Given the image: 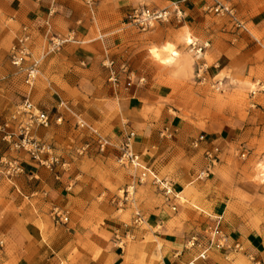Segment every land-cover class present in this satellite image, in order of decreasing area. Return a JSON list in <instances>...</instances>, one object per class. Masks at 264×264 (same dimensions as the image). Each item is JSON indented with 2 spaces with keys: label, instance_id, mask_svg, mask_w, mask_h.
<instances>
[{
  "label": "crops",
  "instance_id": "crops-1",
  "mask_svg": "<svg viewBox=\"0 0 264 264\" xmlns=\"http://www.w3.org/2000/svg\"><path fill=\"white\" fill-rule=\"evenodd\" d=\"M216 3L234 8L244 28L206 11ZM140 5L167 9L170 17L141 32L128 19ZM23 26L31 35L28 64L51 38L63 40L39 64L32 86L25 83V71L8 61ZM255 34L264 41V0H92L91 7L83 0H0V117L9 118L28 98L53 118L48 129L35 125L34 135L69 164L51 172L22 156V175L9 179L0 173V236L5 240L0 264H189L199 249H187L186 242L195 236L207 245L208 217L221 218L229 246L241 249H209L200 264H264V232L230 210L216 187L206 186L209 181L198 180L192 158L202 148L192 150L180 136L185 123L172 122L178 133L172 140L158 136L166 119L174 120L170 110L180 115L175 100L164 101L176 97L173 86L193 80L198 62L207 64L209 76L235 58H250L245 66L253 65L252 54L262 44ZM186 36L197 46L208 44L200 59L187 50ZM166 45L179 53L170 64L151 54L156 48L166 56ZM79 120L110 141L104 152L87 128L77 126ZM131 131L140 165L172 180L175 211L163 203L143 169L117 163ZM0 155L17 156L1 142ZM142 175L145 182L138 181ZM127 187H133L131 200L118 210L110 200ZM53 207L68 213L66 223L53 219ZM136 211L144 223L131 228L133 239L120 248L114 233L125 231Z\"/></svg>",
  "mask_w": 264,
  "mask_h": 264
},
{
  "label": "rangeland",
  "instance_id": "rangeland-1",
  "mask_svg": "<svg viewBox=\"0 0 264 264\" xmlns=\"http://www.w3.org/2000/svg\"><path fill=\"white\" fill-rule=\"evenodd\" d=\"M254 36L261 39V36L256 34ZM190 40L191 38L186 39L185 44ZM261 43L252 54L253 65L245 66L250 58L239 60L235 58L227 68L214 76H209L205 83L201 84L193 78L179 87L173 86L172 91L176 97L164 101L169 103L175 100L174 104L180 117L170 110L169 114L174 120L166 119L167 123L163 128H169L171 137L160 136L163 128L158 136L161 139L172 140L178 134L173 124L178 120L185 123L184 131L180 136L190 141L192 150L202 148L200 155L192 158L199 172L205 169L206 161L203 147H194V141L201 135L214 141L220 136L224 138L223 142L216 141L220 152L211 173L207 178L198 180L204 183L209 181L206 186L216 187L218 198L223 199L230 210L247 218L248 221L251 220L252 227L264 232V41L262 39ZM45 47L46 44L35 59V61L40 60L39 64L51 55L41 59ZM187 50L189 51L188 46ZM176 53L179 55L178 52ZM191 54L193 55L192 52ZM38 76L39 72L33 84ZM217 80L222 83L219 90L212 86ZM121 194L122 192H119V195ZM207 220L209 221L206 224L214 218L208 217Z\"/></svg>",
  "mask_w": 264,
  "mask_h": 264
},
{
  "label": "built area",
  "instance_id": "built-area-1",
  "mask_svg": "<svg viewBox=\"0 0 264 264\" xmlns=\"http://www.w3.org/2000/svg\"><path fill=\"white\" fill-rule=\"evenodd\" d=\"M88 6H92V0H83ZM206 11L212 12L215 15H220L222 17H227L229 21L237 26L244 28L242 23L238 20L236 11L229 5L216 3V5L207 7ZM176 17L179 18L180 15L175 8ZM170 17V11L167 9H157L150 8L145 5H140L133 8L129 15V22L139 31L147 32L153 28L158 23L167 22ZM31 42V35L29 29L23 26L21 29V34L16 39L8 53L9 63L20 69L24 70L26 73L25 83L29 86L33 85V82L38 73V64L40 60H36L28 64L31 52L29 44ZM63 40L58 38H51L44 48L43 55L41 59L45 56L54 53L61 45ZM195 40L191 42H186L189 47V51L193 53L196 59L201 58L202 49L206 48L208 44H203L202 46H197ZM113 62L110 61L106 67L109 69L110 78L109 81H115V73L111 70ZM208 66L203 62H198L195 65L194 70V80L199 83H205L207 78H210L207 74ZM214 79V78H213ZM212 79V80H213ZM222 83L220 81H214L212 86L214 89L219 90ZM61 118H56V122H59ZM53 122L52 116L43 110L37 109L32 102L25 98L20 105L17 106L14 113L6 119L0 117V142L5 144L9 151L14 152L17 156L10 158L4 155H0V173L9 179L16 178L24 173V168L22 165V156H26L33 164L38 167L45 168L48 171L56 172L59 168L66 169L69 164L62 159L61 156L55 153L53 147L45 141L38 139L33 133V127L39 126L44 129L51 127ZM77 126L80 128H87L92 135V140L96 144L99 152H104L109 146L110 141L105 138L97 129L88 126L85 122L79 120ZM171 131L168 127L161 130L160 136L171 137ZM134 137V132H129L126 134L124 141L119 148V155L116 159L117 163L123 167L140 168L145 171L150 177L151 184L155 186L163 200V203L170 206V208L175 211L176 206L172 204L173 200L178 198V195L174 189L173 182L170 178H161L155 173L146 169L140 165L138 155L134 154L131 149V140ZM194 147H203V155L206 161V167L204 170L200 171L197 175L198 179H204L209 176L212 168L216 164L219 158L220 148L216 141L209 139L203 135L199 136L193 143ZM87 148L83 146L82 150ZM145 175L139 176L138 181L144 182ZM133 187H127L121 195H114L111 198V202L116 205L118 210L124 208L125 204L131 200L133 194ZM132 190V191H130ZM51 215L53 219L58 223H66L67 215L66 211L61 210L58 207H53L51 210ZM144 223L143 216L140 212L136 211L131 224L127 225L125 231L117 230L114 233V240L116 244L122 248L125 245V240H132L133 234L131 228L135 226H140ZM204 233L208 239L207 245L199 241L195 236L191 237L186 242V248H198L199 253L195 260L189 264H200L199 261L205 260L207 258V251L209 249H225L233 253L240 251L241 247L239 244L229 246L228 238L222 229L221 218H215L211 220L205 227ZM5 240L0 236V255L4 251Z\"/></svg>",
  "mask_w": 264,
  "mask_h": 264
},
{
  "label": "bare ground",
  "instance_id": "bare-ground-1",
  "mask_svg": "<svg viewBox=\"0 0 264 264\" xmlns=\"http://www.w3.org/2000/svg\"><path fill=\"white\" fill-rule=\"evenodd\" d=\"M186 39H190L189 36H186ZM188 41V40H187ZM186 41V42H187ZM191 42V40L189 41ZM171 46H163V50L167 52V55L165 53L166 56H161L160 53L158 52V50L156 48L151 49V54L153 55V57H155L156 59H158L160 62H162L163 64H170L172 63L176 57H178L179 55L170 48ZM175 62V61H174ZM186 65V64H185Z\"/></svg>",
  "mask_w": 264,
  "mask_h": 264
}]
</instances>
